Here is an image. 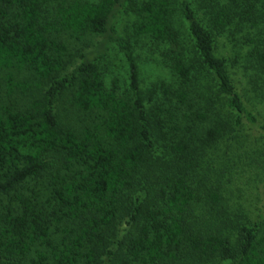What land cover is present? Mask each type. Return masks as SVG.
<instances>
[{"label":"trees","instance_id":"trees-1","mask_svg":"<svg viewBox=\"0 0 264 264\" xmlns=\"http://www.w3.org/2000/svg\"><path fill=\"white\" fill-rule=\"evenodd\" d=\"M240 46L264 100V0H0V264H264Z\"/></svg>","mask_w":264,"mask_h":264},{"label":"rangeland","instance_id":"rangeland-1","mask_svg":"<svg viewBox=\"0 0 264 264\" xmlns=\"http://www.w3.org/2000/svg\"><path fill=\"white\" fill-rule=\"evenodd\" d=\"M63 1V0H60ZM131 22V20L127 17H123L119 23V32H122L125 34V29L128 23ZM225 40V38H223ZM222 39V40H223ZM138 47L142 49L141 54L143 55V63L141 68V82L143 86H146L151 82V80L156 79L161 74L162 76H167L168 71L163 67V65L159 63L151 62V60L146 59L145 49L142 47L141 44H138ZM226 54H230L233 52L235 55L240 54V59L238 61V64L233 70L234 73V79L239 87V90L244 92H249V94L252 96L253 101L255 102V109L253 112L256 114L259 122L261 124H264V100L261 99H255L256 96L250 92L251 89V82L249 81L252 78L253 72L256 69L255 65L251 64L250 56L247 54V49H243L242 46L239 48H235V50L230 49L227 51L225 49ZM248 56V57H247ZM123 63V61L121 60ZM121 62L118 61V64L121 65ZM113 63V61H112ZM159 65V67H158ZM255 86V85H254ZM261 97H264V95H261ZM255 99V100H254ZM247 126V125H246ZM245 141L246 146L256 147L255 149H252L253 156L257 157L255 160L253 157L250 159V162L253 163V166L248 167L249 170L253 169L255 166H260L261 159L260 155L264 156V132L261 131H254L248 128L245 134ZM225 148V147H224ZM230 148L229 150H231ZM237 156H233V153L229 156H227L226 164L228 166V170H230L234 175V181H236V185L234 187H231L232 189L230 191V203L234 204H241L242 206H246L249 211L248 215L251 218H257V215L264 213V182H259L257 184L255 179L250 178L251 176H255V171H251L248 173L242 172V169L238 167V165L235 163L237 159L235 158ZM225 166V163H224ZM226 167V166H225ZM239 186V187H238ZM253 212H251V210ZM218 264H225L224 262H219Z\"/></svg>","mask_w":264,"mask_h":264}]
</instances>
